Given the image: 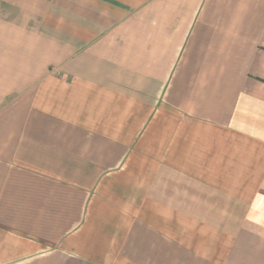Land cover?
I'll use <instances>...</instances> for the list:
<instances>
[{
	"label": "crops",
	"instance_id": "crops-1",
	"mask_svg": "<svg viewBox=\"0 0 264 264\" xmlns=\"http://www.w3.org/2000/svg\"><path fill=\"white\" fill-rule=\"evenodd\" d=\"M0 264H264V0H0Z\"/></svg>",
	"mask_w": 264,
	"mask_h": 264
},
{
	"label": "rangeland",
	"instance_id": "rangeland-1",
	"mask_svg": "<svg viewBox=\"0 0 264 264\" xmlns=\"http://www.w3.org/2000/svg\"><path fill=\"white\" fill-rule=\"evenodd\" d=\"M197 225H199L198 222H197ZM199 228H200V226H195V225H194V231H193V232H194V235H193V240H194V242H193V243H194L195 245L199 244L200 241H203V240L200 239V236H199V235H195L196 232H198V229H199ZM203 242H206V240L203 241ZM200 254H202V255H206L205 252H202V253L200 252ZM208 254H209V253H208Z\"/></svg>",
	"mask_w": 264,
	"mask_h": 264
}]
</instances>
